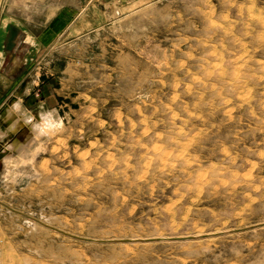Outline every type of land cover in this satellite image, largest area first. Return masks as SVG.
Segmentation results:
<instances>
[{"label": "rangeland", "instance_id": "1", "mask_svg": "<svg viewBox=\"0 0 264 264\" xmlns=\"http://www.w3.org/2000/svg\"><path fill=\"white\" fill-rule=\"evenodd\" d=\"M1 18L39 41L0 129L16 95L59 124L0 159V264H264V0H0Z\"/></svg>", "mask_w": 264, "mask_h": 264}, {"label": "bare ground", "instance_id": "2", "mask_svg": "<svg viewBox=\"0 0 264 264\" xmlns=\"http://www.w3.org/2000/svg\"><path fill=\"white\" fill-rule=\"evenodd\" d=\"M18 97L19 95H16L12 98L13 103L9 104L2 115L4 126L0 129V138H11L10 142L6 143L7 150L5 151L7 155H1L2 157L0 158H3L2 160L4 161L9 160L10 150L19 151L20 154L21 151L30 149L34 143L41 140L44 135L51 134L59 124L53 112L41 111L39 116H35L30 112L18 114L13 110V106L19 101ZM42 121L47 123V127L38 132L37 128L41 126ZM7 161L6 165H8Z\"/></svg>", "mask_w": 264, "mask_h": 264}, {"label": "crops", "instance_id": "3", "mask_svg": "<svg viewBox=\"0 0 264 264\" xmlns=\"http://www.w3.org/2000/svg\"><path fill=\"white\" fill-rule=\"evenodd\" d=\"M8 13L11 12L8 11ZM7 17L8 16H6V18ZM23 20L24 22L30 24L27 22V19L24 18ZM4 21L5 20L1 18L0 37L4 36L6 40L9 39L8 49H10V51L7 49V51L4 53L6 57L0 56V79L2 78L4 80L3 83L0 82V95H6L11 91L12 78H14L19 69L23 66V64H25L26 60L32 53L34 48V41L32 38H35L30 35L25 25L21 27L20 24L15 21H7L8 23L5 21L6 24H4ZM2 29L6 30L5 34L2 33ZM38 41L39 40L37 38L36 43ZM20 51H22L24 54H21Z\"/></svg>", "mask_w": 264, "mask_h": 264}, {"label": "clouds", "instance_id": "4", "mask_svg": "<svg viewBox=\"0 0 264 264\" xmlns=\"http://www.w3.org/2000/svg\"><path fill=\"white\" fill-rule=\"evenodd\" d=\"M46 127H47V123H46L45 121H42L41 126H40L39 128H37V131H38V132H39V131H42L43 128H46Z\"/></svg>", "mask_w": 264, "mask_h": 264}]
</instances>
